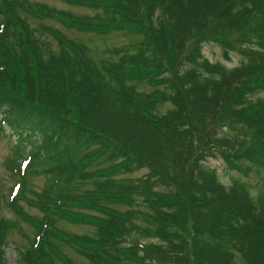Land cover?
<instances>
[{
	"label": "trees",
	"instance_id": "obj_1",
	"mask_svg": "<svg viewBox=\"0 0 264 264\" xmlns=\"http://www.w3.org/2000/svg\"><path fill=\"white\" fill-rule=\"evenodd\" d=\"M59 1L95 12L0 0V139L19 136L2 165L34 233L18 263L76 264L64 244L82 264H264V0ZM48 20L139 38L96 57ZM207 40L239 64L204 57ZM213 152L239 174L228 185ZM12 230L0 216V264Z\"/></svg>",
	"mask_w": 264,
	"mask_h": 264
},
{
	"label": "rangeland",
	"instance_id": "obj_2",
	"mask_svg": "<svg viewBox=\"0 0 264 264\" xmlns=\"http://www.w3.org/2000/svg\"><path fill=\"white\" fill-rule=\"evenodd\" d=\"M31 1H39V2L46 3L48 6H54L59 9H66L76 15H83V14L90 15L95 12L93 10L80 7V6H70L63 2H60L59 0H31ZM45 22L55 27L60 28L69 37L76 38V39H79L80 41L87 43L94 50L96 57H102L106 55V53H104V49H106L107 47L120 46L128 42L137 40L139 38V35L134 36V35L124 34L122 31L116 30V29L112 30L110 33L106 35H98L95 33H85L82 31L75 30V29H67L63 27L62 25H60L59 23L52 21V20H48ZM31 23L35 24V22L32 20H31ZM202 52H203L204 57L208 58L209 60L220 61L227 66L237 65L239 64L241 60V57L239 56V54H237L234 51L229 52L228 59L225 58L223 55L222 47L219 46L218 43L211 41V40H207L203 42ZM144 89H147V87H144ZM255 96L264 97V91L259 92ZM167 107H168L167 104L161 105L158 111L162 112ZM5 129L7 133L8 132L7 127ZM9 153H10V139L8 137H3L0 139V215L13 219L15 218V216L12 213V211L8 208V205L6 203L8 199V196H7L8 191H9V188L13 184V180L11 179V177L9 176V173L6 171V169L2 165L3 159L6 156H8ZM205 162L207 165H210L215 168L219 179L226 185L229 184L232 176L239 175L238 173L229 170L226 167L224 161L220 157L207 156ZM142 172L144 171H139L137 173L130 174L129 176L131 177L132 175L140 176ZM248 180L251 183H254L256 182L257 178L250 177L248 178ZM30 182L32 184L34 191L38 192L44 184V176L34 175L31 177ZM23 206L30 213H34V214L38 213L36 209L30 208L26 204H23ZM19 224L22 228L23 233H25L27 236L20 234L16 231H12L9 234L8 245H7V248L5 249V256L9 264H16V255H15L16 247L28 244L29 238L32 237L31 227L24 222H19ZM59 226L63 227L66 230L76 232V233H84V232L91 231V229L88 226L86 227L84 225H71L65 221H60ZM141 240H144V239L141 238ZM59 245L62 247L66 246L64 244H59ZM66 247L64 248V251L67 252L71 256V258L81 262V260L78 258L79 257L78 254L72 248L69 247L68 249V246ZM149 264H156V263L151 262Z\"/></svg>",
	"mask_w": 264,
	"mask_h": 264
},
{
	"label": "bare ground",
	"instance_id": "obj_3",
	"mask_svg": "<svg viewBox=\"0 0 264 264\" xmlns=\"http://www.w3.org/2000/svg\"><path fill=\"white\" fill-rule=\"evenodd\" d=\"M56 22V21H55ZM58 23V22H57ZM9 139H10V145L12 144V141H14V143H17L18 141H19V136L18 135H12V137H8ZM209 156H213V157H215V156H217V157H220V155L217 153V152H213V153H209ZM221 158V157H220ZM222 159V158H221ZM223 160V159H222ZM27 159H24V160H22L21 161V167H25L26 166V164H27ZM210 166V165H209ZM212 167V166H211ZM214 168V167H213ZM215 169V168H214ZM139 171H144V172H142L141 173V175L140 176H142V175H144L145 174V172H146V169L144 168V169H142V168H140L138 171H136V172H134V173H137V172H139ZM216 171V170H215ZM134 173H132V174H134ZM217 173V172H216ZM38 175H42V174H38ZM218 175V174H217ZM140 176H133L132 175V178H137V177H140ZM131 177V176H130ZM30 181H31V179H30ZM44 182H45V178H44ZM31 183V182H30ZM31 188L33 189V187H32V184H31ZM34 190V189H33ZM15 191H16V187H14V181H13V184H12V186L9 188V191H8V199H7V201H6V203H7V205H8V208L12 211V213L14 214V216H15V218H13V219H11V218H7V217H4V216H1V217H3L4 219H8V220H11V221H13L18 227H20V229H21V232H19L18 230H12V231H16V232H18V233H20V234H23V235H26L25 233H23V231H22V228H21V226H20V224H19V222H24V223H26V224H28L30 227H31V231H32V237H33V226L30 224V223H28V222H25V221H23L22 219H20V217L19 216H17V214L14 212V210H12L11 209V207H10V205H9V203L12 201V198H13V195H14V193H15ZM31 196V195H30ZM23 204H26L27 206H29L30 208H33V209H36L35 207H32V206H30V205H28L26 202H21V205H22V208H23V210L26 212V213H28V214H30V215H37V216H40L41 215V212L38 210V209H36L37 211H38V213H36V214H34V213H30V212H28L25 208H24V206H23ZM110 208H112V209H115V210H124V209H126L127 208V206L125 205V204H123V203H121V202H117V201H112V202H110V204L108 205ZM93 214H97V215H103L104 213H102V212H94ZM60 221H63V220H60ZM59 221V222H60ZM59 222H58V226H59ZM68 224H71V225H83V224H73V223H68ZM84 226H86V225H84ZM61 227V226H60ZM87 227V226H86ZM89 227V226H88ZM61 228H63V227H61ZM90 229H91V231L90 232H84V233H92V231H93V228H91V227H89ZM64 229V228H63ZM64 230H66V229H64ZM12 231H10V232H7V234H6V236H5V239L7 240V244L5 245V247H4V252H5V249L7 248V245H8V236H9V234L12 232ZM66 231H68V232H71V233H76V232H72V231H69V230H66ZM76 234H82V233H76ZM27 236V235H26ZM32 237H30V238H32ZM30 238H29V240H28V244H29V241H30ZM144 240H146V239H144ZM144 240H142V241H144ZM28 244H26V245H21V246H17L16 247V249H15V255H16V264H19L18 263V260H17V254H18V251L20 250H24L25 249V247H28ZM58 248L60 249V251L61 252H63L67 257H69L73 262H75L76 264H82V263H84V262H86V259L85 258H83L82 256H80L78 253V258L81 260V262H79L78 260H75V259H73V258H71V256L67 253V252H65L64 251V248L65 247H62V246H60V245H58ZM67 248V247H66ZM69 249V248H68ZM81 257V258H80ZM5 259H6V263L7 264H9L8 263V260H7V258H6V256H5ZM59 263V262H58ZM61 264V263H60Z\"/></svg>",
	"mask_w": 264,
	"mask_h": 264
}]
</instances>
